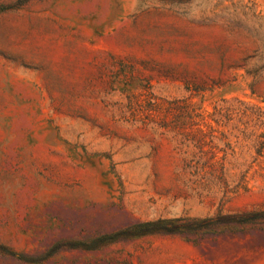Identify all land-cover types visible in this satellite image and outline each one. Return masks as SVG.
Instances as JSON below:
<instances>
[{"label": "rangeland", "instance_id": "1", "mask_svg": "<svg viewBox=\"0 0 264 264\" xmlns=\"http://www.w3.org/2000/svg\"><path fill=\"white\" fill-rule=\"evenodd\" d=\"M0 264H264V0H0Z\"/></svg>", "mask_w": 264, "mask_h": 264}]
</instances>
